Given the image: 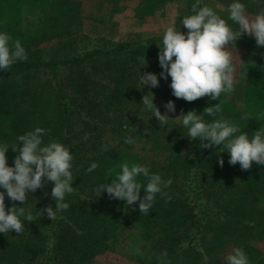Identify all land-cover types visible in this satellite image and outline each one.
<instances>
[{
	"label": "trees",
	"instance_id": "16d2710c",
	"mask_svg": "<svg viewBox=\"0 0 264 264\" xmlns=\"http://www.w3.org/2000/svg\"><path fill=\"white\" fill-rule=\"evenodd\" d=\"M167 1L141 0L138 13L152 15ZM25 2L43 12L41 27L47 23L60 26L78 12L71 0H0V32L9 34L12 41L22 37L26 42L21 45L28 57L8 71L0 70V145L11 147L19 135L36 127L45 129L44 143L58 141L73 156L75 191L65 197L68 209L57 212L53 221L45 213L34 222L25 221L22 234L0 233V264H90L115 247L125 250L128 247V257L137 264H205V256L207 264H220L217 252L227 243L233 250L241 248L249 264H254L258 252L251 241L264 239V166L253 163L251 169L244 171L238 163L229 165L228 151L221 147L226 152L220 155L224 164L215 169L218 152L207 158L196 153L192 156L190 152L197 148V139L191 140L193 147H189L191 142L183 126L169 121L165 126L158 122L145 124L150 111L141 102L149 91L153 95L164 92L165 104L171 100L175 107L183 104L199 115L204 108L220 103L222 114L215 117L202 114L204 121L211 122L222 115L251 138L264 125V46L257 47L255 38L247 35L236 41V48L244 49L247 56L242 109L236 108L226 94H221L219 100L204 97L194 102L174 97L169 86L171 78L159 75L162 69L158 46H162L163 36L158 40L109 43L87 53V58L106 59L116 68L108 96L94 100L88 79L68 81L54 95L38 75L55 77L59 69L72 63L31 58V44L40 41L39 38L36 41L32 29L23 33L12 22ZM179 31L186 34L187 29ZM145 72L157 75L158 87L142 88L140 75ZM69 86L73 90L71 97L65 92ZM132 106L144 107L145 112L139 110L127 119ZM245 114L248 119H241ZM104 130L143 141L151 152L137 154L120 142L114 146L103 144L100 131ZM85 133L89 134L87 140L83 139ZM16 155L18 152L9 148L8 166H14ZM93 162L98 167L89 173L87 169ZM125 162L129 166H147L150 173L159 174L165 181L172 180L163 189V195L157 194L147 215L139 212L138 202L127 206L123 200L110 199L104 191L96 197L94 189L116 179L120 165ZM138 179L147 182L142 176ZM197 180H201L200 185ZM52 186L51 182L45 183L48 191L37 194L34 201L29 193V200L23 205L26 211L35 216V211L45 206L55 208ZM144 194L142 188L141 198ZM5 205L6 210L13 206L6 194ZM15 206L21 205L15 202Z\"/></svg>",
	"mask_w": 264,
	"mask_h": 264
},
{
	"label": "clouds",
	"instance_id": "9594fccd",
	"mask_svg": "<svg viewBox=\"0 0 264 264\" xmlns=\"http://www.w3.org/2000/svg\"><path fill=\"white\" fill-rule=\"evenodd\" d=\"M193 14L186 15L180 21L187 29L186 34L177 30L175 26L165 29L162 37V46H158L159 66L162 72L161 78H171L170 88L172 95L186 102H194L197 99L208 97L211 100H219L221 94H231L235 91V66L232 51L235 50L236 41L247 35L255 38L257 47L264 46V10L255 17L250 18L246 12L245 4L240 0H234L228 5L229 19L239 26L234 30L231 25L207 5L201 6L200 0H195L191 6ZM231 45V47H229ZM27 53L19 40L12 41V37L0 32V70L8 71L18 61L27 60ZM241 61V60H240ZM243 62V61H241ZM146 61L144 59V65ZM142 88L149 89L159 86L157 75L145 72L140 75ZM154 95L149 91L142 96V104L152 112L160 126L168 124L171 119L167 113L175 112L173 101L169 100L164 108L165 114H161L153 103ZM209 117L222 114V105L217 103L204 108L203 113ZM195 110L183 112L177 118L187 129L189 140L199 139L202 149L220 146L228 151L229 165H240L241 170H249L253 163L264 166V125L253 132L251 138L246 131L229 121L221 118L205 122ZM241 119H248L245 114ZM146 132V131H145ZM46 130L36 127L17 137V143L9 147L0 145V233L7 234L14 231L17 235L25 230V221L34 222L37 217L46 213L52 221L56 219L57 212L68 209L69 204L64 202L66 195L72 194L74 176L72 174L73 156L67 146L58 142L44 143L42 137ZM89 138L85 133L84 140ZM207 141V143H204ZM127 145H133L134 139L127 136L124 140ZM22 145V146H21ZM12 149L18 152L15 156L14 166H8L6 152ZM223 150V151H224ZM222 152V151H221ZM222 167L223 159L218 160ZM98 167L93 162L87 171L90 173ZM111 171L108 175L111 176ZM144 177L146 184L139 181ZM51 182V198L55 201V208L45 206L40 211H26L23 205L29 200V193L42 189L45 183ZM172 180L165 181L159 174L150 173L147 166L127 162L120 165V172L110 184L101 183L95 189L96 197L102 191L106 192L110 199L123 200L127 206L139 203V212L147 215L152 208L157 194L163 195V189L169 187ZM144 189L141 198L140 190ZM5 194L13 206L5 205ZM19 202L21 206H15ZM23 218V220L21 219ZM207 264L208 257H204ZM226 264H249L245 252L241 248H235L227 255Z\"/></svg>",
	"mask_w": 264,
	"mask_h": 264
},
{
	"label": "rangeland",
	"instance_id": "374dc122",
	"mask_svg": "<svg viewBox=\"0 0 264 264\" xmlns=\"http://www.w3.org/2000/svg\"><path fill=\"white\" fill-rule=\"evenodd\" d=\"M71 1L77 6L78 12L74 18L67 19L64 23L60 24V26L47 23L46 26L41 27L43 12L30 4L27 5L28 3L26 2L23 3L20 14L13 18L12 22L15 27L20 28L23 33L31 32L32 29L33 32L31 33L36 37V41L39 38L40 41L31 44L30 55L33 60L48 61L59 59L68 60L67 62L73 64L59 69L55 77L51 75H38L40 81L46 82L48 84V89L55 92L54 95H58L60 86H66L68 81L73 80L74 82L81 79H88L91 97H93L94 100H99L111 93V76L115 73L116 68L112 63L106 61V59L102 60L98 57H93L92 59L87 58L88 52L98 47L106 46L109 43L145 41L152 38L158 40L163 36L165 29L169 26H175L177 30H180L184 28L180 21L184 16L193 14L191 12V6L195 3V0H169L161 9L155 11L152 15L143 16L138 13L141 0ZM232 2H234V0H200L201 6L207 5L212 7L234 30H238L239 26L228 18V5ZM241 2L245 4L247 15L250 18L255 17L260 11L264 10V0H241ZM16 40L19 39H14V41ZM19 41L21 44L26 42L25 40L22 41V37ZM229 47H231V45H229ZM232 56L235 66V91L231 94H226V97L236 108L242 109L244 107L242 103V93L245 82L244 62L247 57L246 51L235 47V50L232 51ZM65 92L69 94L66 95L68 97H71L73 94V90L70 86ZM164 95V92L154 94L153 100L154 105L159 109L162 115L166 112L164 108ZM175 108L174 113H167L171 118L168 121L182 126L180 123L181 118H175L181 115L182 112L186 114L191 110L183 104H179ZM129 110L126 116L127 119L132 118L134 113H137L139 110L140 112H145L144 107L137 109L135 106H132ZM148 116L150 119H146V122L144 121L145 124L158 122L154 116L151 117V111ZM184 129L187 131L186 128ZM125 138L126 136H117L116 133L110 132L109 130L100 131V140L103 144H109L111 146L119 142L125 144ZM189 142H191V140ZM192 143L193 142H191L189 147H193ZM204 143H207V141H204ZM200 144L201 141L197 139V148L192 149L190 152L192 156L196 153L199 157L207 158L211 153L218 152V157L221 159V153H226L223 152L219 146L202 149L199 147ZM129 149L137 154H148V152H151L148 145L140 140H134V144L129 145ZM219 158H217V160H219ZM214 166H216L215 169L221 168L219 167V163L214 164ZM201 180H203V178H201ZM201 180H197L199 181V185ZM205 186L206 185L203 184V188ZM47 191L48 190L44 187L38 189L30 193V199L34 201L37 194L40 192L45 194ZM197 204V206H199V202H197ZM192 205L195 206V203L193 202ZM197 208L198 207L195 208V212ZM213 221L214 220H209L208 222L212 223ZM130 242L131 241H128L127 243ZM251 245H253L258 252V257L254 264H264V239L260 241L258 238H255L251 241ZM232 250V245L227 243L217 252V259L220 264H226V257ZM129 252L130 250L128 247L126 250L121 249V247H115L113 250L94 258L90 264H137L128 257Z\"/></svg>",
	"mask_w": 264,
	"mask_h": 264
}]
</instances>
